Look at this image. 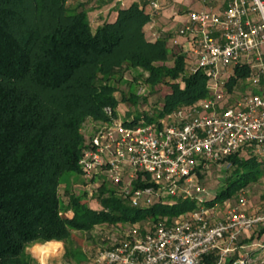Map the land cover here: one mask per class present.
Returning <instances> with one entry per match:
<instances>
[{
    "label": "trees",
    "instance_id": "obj_1",
    "mask_svg": "<svg viewBox=\"0 0 264 264\" xmlns=\"http://www.w3.org/2000/svg\"><path fill=\"white\" fill-rule=\"evenodd\" d=\"M92 10L81 0H0V264H36L28 247L51 240L65 243L67 260H79L82 253L70 241L74 231L151 217L171 219L198 206L197 200L179 198L170 205L135 207L107 182L102 193H110L91 199L99 200L96 206L90 205L86 190L62 200V179L83 173L79 159L86 124L105 119L106 106L134 122H151L210 92L207 74L188 68L180 45L170 46L167 36L147 38L151 13L144 6L118 5L114 20L96 26ZM123 68L145 71L153 90L167 84L162 105L151 112L121 111V103L147 99L140 101L131 83L128 93L117 96L113 76ZM248 73L239 69L237 76ZM236 82L232 78L231 86ZM248 154L229 156L227 175L207 204L233 197L262 174V161Z\"/></svg>",
    "mask_w": 264,
    "mask_h": 264
},
{
    "label": "built area",
    "instance_id": "obj_2",
    "mask_svg": "<svg viewBox=\"0 0 264 264\" xmlns=\"http://www.w3.org/2000/svg\"><path fill=\"white\" fill-rule=\"evenodd\" d=\"M152 6L161 8L158 0ZM173 41L191 71H205L209 95L151 122H134L106 106V118L93 120L96 128L86 137L79 166L91 195L107 182L135 207L179 198L197 200L198 206L171 219L126 223L110 247L96 250L93 264L252 262L237 255L238 239L264 223V211L249 212L243 187L235 205L230 198L207 204L214 197L208 198L201 172L212 164L228 169L236 153L264 156V92L255 90L264 81V0H231L222 11L192 10ZM243 68L249 70L245 78L237 76ZM221 206L228 209L217 217Z\"/></svg>",
    "mask_w": 264,
    "mask_h": 264
},
{
    "label": "rangeland",
    "instance_id": "obj_3",
    "mask_svg": "<svg viewBox=\"0 0 264 264\" xmlns=\"http://www.w3.org/2000/svg\"><path fill=\"white\" fill-rule=\"evenodd\" d=\"M92 15L93 14H91V16ZM95 22L96 21L93 20L92 23L95 25ZM146 77L147 73L143 70H125L124 68L123 70H119V72L113 76L112 83L119 86V91L117 92V96L119 98H122L123 92H129L131 84L134 91H136V93L139 95L140 101H142V98L144 97L147 98L145 101H142L139 104H132L126 102L121 103V111L125 112L126 114L129 112H131L132 114H136L139 113L142 109L151 112L162 105L163 96L170 90V87L167 84H161L158 85L155 90H153L150 85L145 82ZM140 88L144 89L142 93H139ZM94 127L95 125L93 124V120L87 122L86 127L84 129L86 137L92 132ZM242 154L244 156L249 155L246 152H243ZM226 175L227 168H224L223 165L220 164H212L207 170H202L201 182L209 190V199L211 197L216 196V192L217 190H219L222 184V180L225 179ZM261 177L262 174L256 180H251L250 183L243 187L245 190H248L246 191L248 195L253 197L255 196L257 200L261 199L262 196H264V182L262 181ZM102 188V185L99 186L97 189H95V194L91 195L90 189H92V187L86 177L83 175V173L79 174L77 172H74L66 175L65 178L62 179L60 185V195L62 200L66 203L68 202L71 192H76L79 194L82 193L83 190H86L88 192L87 197L90 205L91 202H93V206H96L99 204V200L97 203V201H91L92 198L97 196L101 198L105 194L110 193L109 189L105 190L104 193H102ZM108 188L116 190V186L110 183H108ZM216 201L218 203H222L223 200L219 198ZM64 211L67 212V214L69 215L73 214V211H66L65 209ZM150 220L155 221L152 217L139 221L146 222ZM126 223L118 226L114 224L103 223L97 225L91 232L74 231L72 233L70 241H74L77 245L76 249L81 251L82 253V258H79V260H77L76 258L72 260L66 259L65 243H63V245L62 243H60V245H57L56 242H37L30 245L28 247V250L37 259L36 264H40V261H44V264H93V257L95 255L96 250L98 248L110 247L116 241V238L120 237V234L118 232H120L121 229L124 228ZM62 246H64V248Z\"/></svg>",
    "mask_w": 264,
    "mask_h": 264
},
{
    "label": "crops",
    "instance_id": "obj_4",
    "mask_svg": "<svg viewBox=\"0 0 264 264\" xmlns=\"http://www.w3.org/2000/svg\"><path fill=\"white\" fill-rule=\"evenodd\" d=\"M90 2L89 6L93 7L90 12L92 21L95 20V24H100L106 19L114 20L117 17L116 7L129 6L133 3H139L144 6L148 12L155 11L152 2L155 0H81ZM161 4V8L154 12L153 17L147 23L145 33L147 38L155 40L160 36L168 37V44L171 46L174 43L175 34L179 26L188 19V13L192 10L201 8L213 9L222 11L227 8L231 0H158ZM182 40V38H180ZM246 85L243 84L242 88ZM255 90L264 92V81L261 86L255 87ZM262 161V181L264 182V156H258ZM250 183V182H249ZM240 190V189H239ZM248 190H245V192ZM238 192V191H237ZM249 199L248 210L251 213L264 211V196L257 200L254 196L247 194ZM264 195V191H263ZM212 198V197H211ZM238 202L237 193L230 198V204L235 205ZM228 207L221 206V211L217 217H223L226 214ZM51 240L46 243H55ZM62 243L63 241H56ZM238 251L237 255H247L252 260L251 264H264V223L256 225L253 229L246 231L238 239ZM64 248V246H62ZM62 251V250H61Z\"/></svg>",
    "mask_w": 264,
    "mask_h": 264
},
{
    "label": "clouds",
    "instance_id": "obj_5",
    "mask_svg": "<svg viewBox=\"0 0 264 264\" xmlns=\"http://www.w3.org/2000/svg\"><path fill=\"white\" fill-rule=\"evenodd\" d=\"M40 264H44V261H40Z\"/></svg>",
    "mask_w": 264,
    "mask_h": 264
}]
</instances>
